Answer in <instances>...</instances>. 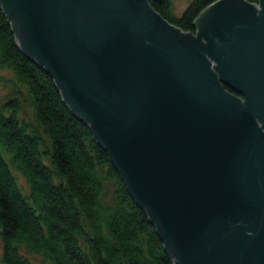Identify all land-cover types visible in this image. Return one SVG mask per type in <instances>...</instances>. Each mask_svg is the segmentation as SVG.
Segmentation results:
<instances>
[{
  "label": "water",
  "instance_id": "95a60500",
  "mask_svg": "<svg viewBox=\"0 0 264 264\" xmlns=\"http://www.w3.org/2000/svg\"><path fill=\"white\" fill-rule=\"evenodd\" d=\"M174 264H264V0L170 23L150 0H0Z\"/></svg>",
  "mask_w": 264,
  "mask_h": 264
},
{
  "label": "trees",
  "instance_id": "16d2710c",
  "mask_svg": "<svg viewBox=\"0 0 264 264\" xmlns=\"http://www.w3.org/2000/svg\"><path fill=\"white\" fill-rule=\"evenodd\" d=\"M217 0L151 6L183 31ZM258 4V0H247ZM0 264H174L147 211L0 5ZM23 179V183L20 182Z\"/></svg>",
  "mask_w": 264,
  "mask_h": 264
},
{
  "label": "rangeland",
  "instance_id": "374dc122",
  "mask_svg": "<svg viewBox=\"0 0 264 264\" xmlns=\"http://www.w3.org/2000/svg\"><path fill=\"white\" fill-rule=\"evenodd\" d=\"M192 0H173V14L175 16H181V14L184 12V10L187 8V6L190 4ZM1 75H4V73H0ZM0 94L4 95L5 91L0 88ZM20 182L23 183V179L20 178ZM2 243L0 239V258L2 254ZM29 258H31L33 264H42V259L39 256L36 255H26Z\"/></svg>",
  "mask_w": 264,
  "mask_h": 264
},
{
  "label": "bare ground",
  "instance_id": "6f19581e",
  "mask_svg": "<svg viewBox=\"0 0 264 264\" xmlns=\"http://www.w3.org/2000/svg\"><path fill=\"white\" fill-rule=\"evenodd\" d=\"M256 4V3H255Z\"/></svg>",
  "mask_w": 264,
  "mask_h": 264
}]
</instances>
